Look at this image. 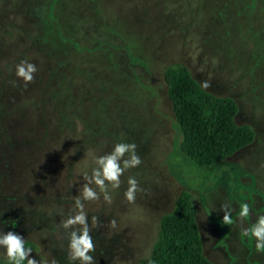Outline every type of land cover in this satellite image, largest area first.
I'll list each match as a JSON object with an SVG mask.
<instances>
[{"label":"rangeland","instance_id":"rangeland-1","mask_svg":"<svg viewBox=\"0 0 264 264\" xmlns=\"http://www.w3.org/2000/svg\"><path fill=\"white\" fill-rule=\"evenodd\" d=\"M48 2L0 0L1 31L7 30L0 32V45L8 53L6 62L0 58L8 73L0 83L11 88L10 103L43 100L66 107L58 106L73 133L89 136L90 144L38 153L0 150V228L32 241L34 258L67 264V240L58 229L62 216L55 211L68 213L83 183L76 169L88 149L102 154L116 142H134L142 163L124 173L112 203L87 204L89 215L98 217L92 231L96 264L148 258L160 216L183 189L196 206L207 258L264 264V251L241 238L239 223L225 224L220 210L231 202L235 217L243 199L264 211V0H57L63 39L44 23ZM22 59L38 67L27 86L10 70ZM172 62L185 64L202 86L207 82L205 89L235 99L237 123L254 129L250 144L212 167H199L178 150L163 79ZM128 176L140 187L132 202L124 197Z\"/></svg>","mask_w":264,"mask_h":264},{"label":"trees","instance_id":"trees-1","mask_svg":"<svg viewBox=\"0 0 264 264\" xmlns=\"http://www.w3.org/2000/svg\"><path fill=\"white\" fill-rule=\"evenodd\" d=\"M56 1L49 0L44 23L50 25V32L54 26L62 37L64 27L54 14ZM4 29L5 25L0 26V32L7 31H1ZM5 49V44L0 45V50H3L0 58L6 62L8 53ZM10 70L14 74V69ZM2 71L0 67L1 80L8 75ZM163 79L179 134L178 150L195 165L212 167L253 141V127L236 121L238 105L233 97L205 89L181 62L166 65ZM0 85V150L20 149L26 153H38L58 146L64 148L58 151L72 150L74 146L84 149L90 144L89 136L79 137L80 134L73 133L69 119L63 115L66 107L51 101L44 103L43 100L10 103L7 98L11 97V88ZM38 95L43 98V93ZM58 106L65 109L63 113ZM196 215L190 191L181 190L172 209L159 218L157 236L149 257L135 264H218L203 253ZM28 242L34 246L32 241ZM0 264L6 262L0 260Z\"/></svg>","mask_w":264,"mask_h":264},{"label":"clouds","instance_id":"clouds-1","mask_svg":"<svg viewBox=\"0 0 264 264\" xmlns=\"http://www.w3.org/2000/svg\"><path fill=\"white\" fill-rule=\"evenodd\" d=\"M37 71V65L27 59H22L14 66V74L24 86L33 81ZM203 86L207 87V82ZM136 149L134 142L120 141L113 144L111 151L100 154L88 149L85 153L84 165L78 167L75 173L78 179L82 178L83 183L79 184L77 194L72 195L68 213L65 214L62 208H56L55 211L56 215L62 216L58 229H63L61 236L67 240V264H96L92 231L98 226V217L89 215L87 204L101 199L106 204L112 203L113 193L120 188L124 173L142 163ZM126 182L128 186L124 197L132 202L140 191L139 181L135 176H128ZM220 210L223 211L225 224L239 223L241 238H246L250 245L254 244L257 251H264V211L256 210L250 201L243 199L239 201L235 217L231 202L221 204ZM48 215H53L51 208L48 209ZM251 216H255V220L245 227ZM110 223L115 226V220ZM33 251L34 246L22 234L0 228V260L6 264H59L55 257L47 255H38L39 259H36L30 255Z\"/></svg>","mask_w":264,"mask_h":264}]
</instances>
